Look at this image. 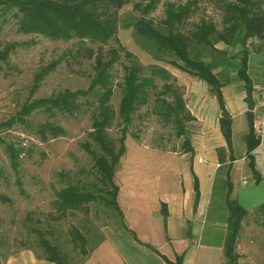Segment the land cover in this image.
I'll list each match as a JSON object with an SVG mask.
<instances>
[{
	"label": "rangeland",
	"instance_id": "1",
	"mask_svg": "<svg viewBox=\"0 0 264 264\" xmlns=\"http://www.w3.org/2000/svg\"><path fill=\"white\" fill-rule=\"evenodd\" d=\"M1 1L0 49L9 46L10 51L7 60L0 61V122L16 115L31 95L32 99H36L49 97L65 89H88L95 73L94 62L83 60L78 63L70 58L68 65L65 61L70 52L85 40L77 37L68 40L53 39L43 34L22 32L18 29V21L14 16L17 9L4 7ZM151 1L153 0H126V4L118 10L116 35L107 44L87 42L96 50L116 48L120 54L110 71L113 94L108 106L115 117L109 126V134L119 145L123 127L119 107L124 77L126 66L134 59L142 69L141 79L148 76L152 79V84L147 87L146 101L140 102L133 113V121L126 137L127 151L131 149L133 153L136 146L178 152L182 149L183 137L177 135L176 123L172 118L157 114L163 101L174 104L175 95H180L187 111L194 117L193 120L184 122L185 136L191 139L192 144L195 139L197 146H202V137L207 135L210 142L217 145L218 156L221 155L228 161L230 153L225 140V144L219 146L222 137V105L210 91V86L171 64L168 59L172 58L158 60L153 57L136 41L133 28L125 25L134 18H146L155 25H161L170 8L190 5L193 12L180 24L182 31L191 32L204 22L213 23L219 31H224L227 20L222 4L216 0H154L153 7L147 8ZM217 46L227 48L229 55L235 58L233 62L240 60L239 46H227L224 42ZM246 47L249 51L248 73L252 88H247L237 75L236 68H230V83L223 88L224 107L230 112L232 119L234 154L239 158L235 167L236 181L232 177L233 198L238 195L241 187L255 181L251 178L253 172L248 162L241 159L245 157L247 150L245 135L249 129V91L252 92L255 109L264 108V93L260 90L264 85V39H249ZM59 60L58 66L41 80L39 87L32 93L35 75L43 66ZM155 69H164L167 75L157 73ZM79 101L82 109L72 116L59 112L52 116L41 110L26 118L35 127L39 123L55 122L64 127L66 132L63 136L50 137L44 142L29 124L18 123L11 129L0 128V194L9 199L8 202L0 199V264L35 263L43 260L34 229L44 232L52 243L59 245L67 255L69 264H80L85 257L80 253L83 242L78 233L88 240L86 247L90 249L100 240L101 235L104 236L106 227L116 228L121 225L118 213L105 204L92 202L88 210H69L63 213L56 203V192L68 183L65 179L67 175L71 182L83 180L91 184L96 181L93 174L94 161L87 145L92 144L95 148L90 133L98 102L95 96L80 98ZM4 142L23 148L18 170L13 168ZM255 156V168L264 179V145L255 150ZM151 164V170L144 166L143 172L145 170L151 176L161 175L160 168H152ZM176 164L173 160L166 163L167 166ZM227 164L218 167L213 188V192H217L215 195L213 193L214 199L221 204L225 202L224 173ZM18 178L22 185L18 184ZM238 251L241 254L239 264H264L262 211L251 210L243 220Z\"/></svg>",
	"mask_w": 264,
	"mask_h": 264
},
{
	"label": "trees",
	"instance_id": "2",
	"mask_svg": "<svg viewBox=\"0 0 264 264\" xmlns=\"http://www.w3.org/2000/svg\"><path fill=\"white\" fill-rule=\"evenodd\" d=\"M222 4L225 12L227 26L224 31H219L213 23L204 22L191 32H184L180 24L188 18L193 9L190 5H182L178 8H170L161 25H155L146 18H134L125 23L126 27L133 28L136 41L158 60H167L182 71L196 76L210 86V91L217 97L222 108L224 107L223 88L230 83V68L237 69V75L244 81L247 88H252L249 77V51L246 43L249 39H264V0H216ZM4 7L16 8L15 18L18 29L26 33L43 34L53 39H72L74 37L85 40L65 58L69 65V59L81 63L83 60L93 61L94 76L88 89H65L49 97L32 99V95L22 104L20 110L11 118L0 122V128L11 129L18 123L29 124L42 141L50 137L57 138L65 134L61 125L47 121L33 126L27 121L35 111L49 112L52 116L56 112L77 114L82 109L80 98L95 96L98 102L97 113L92 124L90 136L92 144L87 145L89 154L93 158L94 183L83 180L71 182L68 175L65 179L68 183L56 192V203L63 213L69 210H83L89 208L92 202L102 203L112 207L120 217L121 227L128 229L125 223V215L119 203L120 187L116 182V173L122 158L127 152L126 137L129 126L133 121V113L140 102L146 101L147 87L152 84L150 77L141 79V67L132 59L126 66L125 81L119 107V115L122 117V135L119 145L109 134V126L114 112L108 103L113 94L111 84V69L119 59L120 54L116 48L106 51L96 50L91 44H107L116 33L119 23L118 10L126 0H2ZM154 0L148 5L151 8ZM224 42L227 46H239L240 60L233 62L235 58L229 55L228 49H221L218 43ZM9 46L0 49V61L8 58ZM132 57L130 52L127 53ZM60 63L53 61L35 75L32 93L41 80L51 73ZM157 73L167 75L164 69H155ZM31 93V94H32ZM162 108L157 114L172 118L177 125V135L183 137L182 151L194 152L192 141L186 135V121L194 119L187 111L184 99L175 95L174 104L162 102ZM249 129L245 135L246 155L248 166L253 172L254 179L262 177L255 168V150L261 145V138L256 134L254 122L255 112L248 110ZM221 130L229 150V160L219 156L220 167L227 164L224 181L225 202L220 203L214 199L215 217L227 225V232L222 236L218 232V239H223L224 260L222 264H239L241 254L238 251L239 236L242 223L249 211L244 209L238 200V195L232 197L234 183L232 181L233 163L237 159L234 154L232 119H221ZM7 147L11 163L18 170L19 158L23 148H16L13 143L4 142ZM263 179V177H262ZM18 184L22 185L20 178ZM194 188L196 191V205L200 198L199 180L195 176ZM214 195L217 192H213ZM214 197V196H213ZM0 199L8 202L9 199L0 194ZM264 213V204L254 209ZM213 211V209H212ZM228 213V215H226ZM166 217L167 211L163 209ZM214 214L210 212V218ZM37 234V245L42 251L41 258L55 262L56 264H69L67 255L59 245L52 243L40 230H33ZM133 232V231H132ZM136 237L135 233L133 232ZM83 244L80 253L87 258L91 252L99 246L104 236L89 249L86 247L88 240L78 233ZM206 242L209 240L204 239ZM84 258V259H85ZM163 258L170 264H184V254L178 255L176 261H171L166 256ZM83 259V261H84ZM82 261V262H83ZM81 262V263H82Z\"/></svg>",
	"mask_w": 264,
	"mask_h": 264
},
{
	"label": "crops",
	"instance_id": "3",
	"mask_svg": "<svg viewBox=\"0 0 264 264\" xmlns=\"http://www.w3.org/2000/svg\"><path fill=\"white\" fill-rule=\"evenodd\" d=\"M257 109L255 115L264 108ZM221 136L219 146L225 144ZM202 138V146H197L193 139V153L148 146H136L133 153L128 149L116 173L119 203L128 229L106 227L103 241L80 264H170L163 255L176 261L182 254L184 264H222L224 240L218 239V232L225 236L227 225L215 217L213 207L219 156L217 145L207 135ZM241 159L247 161L245 157ZM168 160L177 163L171 165L173 169L166 165ZM238 160L233 163L235 181ZM150 164L152 168H160L161 175L143 172L144 166L150 169ZM195 176L200 185L197 205ZM163 209L167 211L166 217ZM210 212L214 214L211 218ZM22 264L56 263L43 259Z\"/></svg>",
	"mask_w": 264,
	"mask_h": 264
},
{
	"label": "water",
	"instance_id": "4",
	"mask_svg": "<svg viewBox=\"0 0 264 264\" xmlns=\"http://www.w3.org/2000/svg\"><path fill=\"white\" fill-rule=\"evenodd\" d=\"M247 102L248 110L254 111L255 102L253 100L252 92L249 91ZM223 118H231L230 112L223 107ZM239 204L247 211L254 210L264 204V179L258 177L254 182L240 188L238 194Z\"/></svg>",
	"mask_w": 264,
	"mask_h": 264
},
{
	"label": "built area",
	"instance_id": "5",
	"mask_svg": "<svg viewBox=\"0 0 264 264\" xmlns=\"http://www.w3.org/2000/svg\"><path fill=\"white\" fill-rule=\"evenodd\" d=\"M260 90L264 93V85L260 87ZM255 132L261 138V143L264 138V109L259 115H255L254 122Z\"/></svg>",
	"mask_w": 264,
	"mask_h": 264
}]
</instances>
